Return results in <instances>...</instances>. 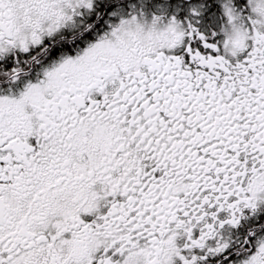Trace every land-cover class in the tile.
<instances>
[{"label":"snow or ice","instance_id":"1","mask_svg":"<svg viewBox=\"0 0 264 264\" xmlns=\"http://www.w3.org/2000/svg\"><path fill=\"white\" fill-rule=\"evenodd\" d=\"M0 264H264V0H0Z\"/></svg>","mask_w":264,"mask_h":264}]
</instances>
